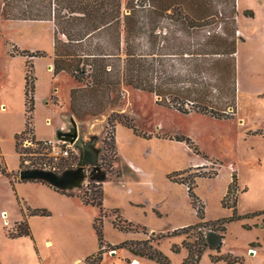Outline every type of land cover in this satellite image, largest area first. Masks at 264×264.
<instances>
[{"label": "rangeland", "instance_id": "1", "mask_svg": "<svg viewBox=\"0 0 264 264\" xmlns=\"http://www.w3.org/2000/svg\"><path fill=\"white\" fill-rule=\"evenodd\" d=\"M126 1L121 0L123 9ZM140 1L135 0V3L140 4ZM30 2H35L34 7H42L40 0ZM232 3L233 0H208L206 4H202L197 0L194 4L177 5L175 9L179 14L170 8L161 17V23L166 27L164 33L168 32L169 35V28H173L172 24L182 25L186 20L187 12L207 10L209 15L199 19L195 29L191 28L196 32L191 38L194 48L198 46V42L204 43L208 37H211L215 43L219 44L218 46L209 45V47L223 52L229 47L232 39L236 40L234 100L230 96L231 86L224 85L221 79L225 70L226 56L221 53L210 54L206 57L208 61L197 60V63L212 68L211 70L203 69L201 73H198L199 75L196 73V76H207L209 80V92L202 102L208 103L206 106L208 110L212 107L215 112L221 109H225L228 113L232 112L229 118H215L210 113L194 110L182 113L171 107V104H174L173 101L166 100L165 105H160L156 102L158 97L153 93L132 87L124 88L118 105L108 108L100 115H87L79 118L70 105V90L79 86V83L71 87L68 76L64 72L58 75L60 76L58 81L61 83L60 95L63 98L52 97L53 102L59 107L58 110L61 111V117L66 121V126H68L69 119L73 117L77 123L78 134L82 135L85 140H89L90 135H97L96 146L101 148L99 163L105 154L108 157L113 155L111 148L107 149V147H109L116 126L121 124L119 121L133 124L139 131L145 133L185 135L190 138L198 154L185 153L184 163L201 159L205 167L201 165L184 169L185 172L177 178L186 179V187L188 185L193 187L200 202L205 205L206 220L231 215V209L223 207L221 201L232 180L233 173L236 174L238 184L235 193L238 212L246 214L264 209V0H234V7ZM31 5L32 3H27L26 0H0V103H2L0 106V138L9 165L16 163L13 153V130L24 120L23 78L26 56L20 55V52L22 50H43L47 55L46 50L40 49L41 45L48 43L45 35L48 28L43 25L44 23H33L24 21L29 19L14 18L30 9ZM244 11H246L245 14ZM176 36L177 44L174 47L169 46L174 41L169 40V44L163 41L166 46L163 52H178L177 45L187 40L180 30L177 31ZM214 59L223 61L212 64ZM32 60L36 76L35 94L38 97L39 106H42L48 101V97L45 96L48 70L44 59L34 60L33 57ZM164 61L167 70L172 74L187 76L191 68L187 65L188 61L180 54H167L164 56ZM198 70L200 69H193L194 73ZM64 96L68 99L67 102ZM202 102L200 105H203ZM190 104L185 107L190 109L192 106ZM3 105L5 109L1 108ZM33 117V126L36 122L38 131L44 132L47 126L41 109L34 113ZM50 124L54 125L53 121ZM123 129L119 128L118 131L122 137L125 136ZM27 140L19 138V142H22L19 148L25 146ZM2 153L0 148V163L3 160L6 164ZM60 159H56L55 163H58ZM37 162L36 156L29 153L23 154V164L17 171H14L15 178L19 177L20 169L32 168V165H36ZM102 169L104 172L107 171L104 167ZM208 175L211 176L208 177ZM87 181L82 188L72 191L82 192L86 188ZM3 190L0 184V209L7 207L10 218L15 215L13 208L17 206V202L15 200V204L11 195H7ZM234 198L235 196L230 194L227 201L231 203ZM5 215L3 212V218L0 217V261L3 264H22L23 259L19 258V252L23 253L22 256H26L29 252L26 249L22 250V246L18 250L13 248L18 247V241L9 240L3 232L2 222L6 223ZM174 224L176 222L168 220L165 223L167 229L164 231H148L146 234L141 231H132V233L135 240H147L152 237L150 243L168 255L170 264H181L187 255V249L181 247L178 252H174L171 247L174 244L181 246L186 234H171L173 230L180 228L171 229ZM245 224L250 227H246ZM204 231H206L205 228ZM263 236L264 214L232 221L226 225L225 237L219 254H231L238 257L239 261L234 263H228L225 260L214 261L211 257L218 252L215 249L206 248L197 264H264ZM251 250L254 252L252 253ZM104 254L117 264H132L138 260L140 261L138 264H160L153 260L133 256L134 254L125 257L126 253L123 248L109 249Z\"/></svg>", "mask_w": 264, "mask_h": 264}, {"label": "trees", "instance_id": "2", "mask_svg": "<svg viewBox=\"0 0 264 264\" xmlns=\"http://www.w3.org/2000/svg\"><path fill=\"white\" fill-rule=\"evenodd\" d=\"M26 1L32 3L30 9L23 11L22 15L14 18L52 20L54 24L53 70L55 74L64 71L79 83V86L70 90L71 109L77 117L97 116L104 113L108 108L118 105L125 87L153 93L158 97L156 102L160 105H165L166 100L173 101L174 104H171V107L182 113H189L194 110L210 113L215 118H229L232 115V112L228 113L225 109L215 112L212 107H209L208 110L206 107L208 103H203L205 95L209 92V80H207V76H198V73H201L203 69L211 70L212 68L197 63V60L208 61L206 57L210 54L221 53L226 56L225 70L221 79L224 85L231 86L230 96L234 100L236 40L232 39L229 47L223 52H218L209 47V45L218 46L219 44L215 43L211 37H208L204 43L198 42V46L194 48L191 44V38L196 32L191 28L195 29L197 21L209 15L207 10L187 12L186 22L183 21L180 26L172 24L173 28H169L170 34L164 33L166 27L161 23V17L166 13V10L171 8L173 12L179 14L175 9L177 5L194 4L197 0H141L140 4L135 3V0H127L124 9L121 0H40L42 7H34L35 2ZM207 1L199 0L202 4H206ZM147 5L149 6L147 7ZM245 13L246 11H244ZM178 30L182 31L187 40L177 45L178 52H163L166 47L163 44L164 40L168 44L170 43L169 40L174 41L169 44V46L172 45L171 47L177 44L176 34ZM167 54H180L188 61L187 65L191 68H189L190 71L187 76L172 74L167 70L164 61V56ZM20 55L26 56L24 75L25 127L15 135V148L20 157L19 167H22L23 154L25 153L36 156L39 161L46 160L48 157L46 155L47 145L45 141L35 138L33 126L36 76L32 58L45 56L46 52L43 50H22ZM213 61L212 64H217L218 61L223 60L214 59ZM195 68L200 70L194 73L193 69ZM201 102L203 105H200ZM189 103L192 106L187 109L185 106ZM119 122L132 128L139 135L148 136L147 133L139 131L133 124ZM157 136L184 141L198 154L197 148L185 135L157 134ZM19 138L30 140L33 146L19 148L20 143H22L19 142ZM108 148H111L113 155L108 157L105 154L101 158L100 166L119 176L122 171L114 169V164L118 160L115 133L111 137ZM78 158L79 156L74 153L67 158H61L56 163L57 170L54 171L60 173L65 169L75 167ZM184 172L185 170L174 171L169 173L167 177L172 181L186 184V179L177 178ZM0 174L8 177L13 186L16 181H25L19 177L15 178V172L8 170L3 160L0 163ZM236 179V174L233 173L232 180L228 184L227 191L221 201L223 207L231 209V215L213 220L205 219V205L200 202L193 187L188 185L187 193L190 203L199 220L194 224L177 228L171 233L186 234L181 246L174 244L171 247L174 252H178L181 247L187 249V255L181 264H197L206 248L215 249L218 252L211 257L214 261L225 260L228 263L239 261L238 257L231 254H219L225 237L226 225L235 220L264 214V209L246 214L238 212L237 196L235 195L238 189ZM35 181L46 183L41 180ZM87 182L86 188L78 193L54 188L67 196L78 197L82 203L96 206L99 209L98 215L93 219V229L99 242V249L96 253L85 258L87 264H100L107 250L120 248H126L134 255L160 264H170L168 255L150 243L152 237L147 240H126L118 244L107 242L103 232V220L106 217H112L113 226L123 232L141 231L146 234L149 230L143 225L125 219L120 214L119 209L104 207L102 182L95 180H88ZM230 194L235 196L231 203L227 201ZM18 202L22 219L15 222L12 227H7L6 234L10 238L32 237L28 217L30 215H48L49 211L45 208H31L22 203L19 198ZM245 226L250 227L247 224ZM165 235L168 236V234Z\"/></svg>", "mask_w": 264, "mask_h": 264}, {"label": "crops", "instance_id": "3", "mask_svg": "<svg viewBox=\"0 0 264 264\" xmlns=\"http://www.w3.org/2000/svg\"><path fill=\"white\" fill-rule=\"evenodd\" d=\"M24 21L44 23L43 25L48 28L45 33L48 43L40 46V49L43 48L47 51V55L34 57V60L44 59L48 70L45 95L48 97V101L39 106L38 97L35 94L34 107V113L39 109L44 113L47 128L41 133L35 122L34 135L41 140L55 139L57 131L67 130L68 126L60 115L61 111L58 110V105L52 100L53 96L63 98L60 95L61 83L58 81V77H60L58 75L61 73L55 74L53 70L54 24L52 20ZM64 73L68 76L71 87L75 86L77 82L66 72ZM24 83L25 79L23 78V98ZM64 99L67 102L68 99L65 96ZM1 105L2 103H0ZM1 108L5 109V106L3 105ZM23 115L24 120L13 130L15 164L9 165L7 162V154L0 138L3 159L10 171H17L20 166V157L15 148V135L25 127L24 108ZM51 121L54 125L50 124ZM119 128H124L125 136L122 137L119 134ZM147 134L148 136L139 135L132 128L123 124L116 126L115 145L118 160L114 164V169L122 172L119 176L112 172H105V178L101 181L103 206L119 209L125 219L147 227L150 232L166 230L165 223L168 220L176 222L171 229L196 223L199 219L190 203L186 185L170 180L167 175L174 171L205 166L204 161L194 159L189 163H184L185 153H195L184 141L159 137L154 133ZM0 184L3 191L7 195H11L14 203L15 200L17 202V206L15 205L13 208L15 215L11 216V219L8 217L7 207L0 209V217L3 218V212L6 214V223L2 222L6 237L9 240L18 241V247L13 248L18 250L22 246V250L26 249L29 252L26 256H22L23 253L19 252V258L23 259L22 264H87L85 258L98 251L99 242L93 229V219L99 213L98 207L86 205L78 197L67 196L42 182L16 181L13 186L8 177L0 174ZM27 190L30 192L27 193ZM185 193L186 196H184ZM18 198L31 208H45L49 211L48 215H30L28 217L32 237L10 238L6 234L7 226L22 219ZM103 232L105 240L111 244L134 239L131 231L123 232L115 228L112 217L104 218ZM123 250L126 253L125 257L133 255L128 249L123 248ZM110 259L104 254L100 264H117ZM138 263H140L139 260ZM0 264L3 263L0 261Z\"/></svg>", "mask_w": 264, "mask_h": 264}, {"label": "water", "instance_id": "4", "mask_svg": "<svg viewBox=\"0 0 264 264\" xmlns=\"http://www.w3.org/2000/svg\"><path fill=\"white\" fill-rule=\"evenodd\" d=\"M56 138L71 143L78 150V162L73 168L58 173L42 168H25L19 170V179L25 181L41 180L59 190L72 191L83 187L87 180L103 181L105 172L99 163L101 148L96 146L97 135H90L85 140L78 134L77 123L70 119L68 129H60ZM253 253L254 251L251 250Z\"/></svg>", "mask_w": 264, "mask_h": 264}, {"label": "built area", "instance_id": "5", "mask_svg": "<svg viewBox=\"0 0 264 264\" xmlns=\"http://www.w3.org/2000/svg\"><path fill=\"white\" fill-rule=\"evenodd\" d=\"M45 141V144L47 145L46 147V155L48 159L42 160L36 163V165H32V168H42L46 170H57V166L55 163L56 159L60 158H67L69 157L72 153L78 155V150L75 148L71 143L61 140V139H48V140H43ZM27 144L25 143L24 145H32L30 140L26 141Z\"/></svg>", "mask_w": 264, "mask_h": 264}, {"label": "bare ground", "instance_id": "6", "mask_svg": "<svg viewBox=\"0 0 264 264\" xmlns=\"http://www.w3.org/2000/svg\"><path fill=\"white\" fill-rule=\"evenodd\" d=\"M132 264H138V262L137 261H134Z\"/></svg>", "mask_w": 264, "mask_h": 264}]
</instances>
